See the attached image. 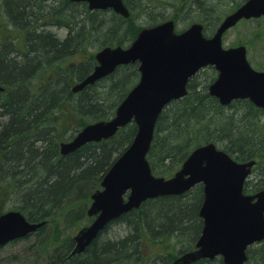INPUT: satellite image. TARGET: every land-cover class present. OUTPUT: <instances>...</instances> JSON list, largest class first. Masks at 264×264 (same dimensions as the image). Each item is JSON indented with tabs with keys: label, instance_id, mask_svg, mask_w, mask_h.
<instances>
[{
	"label": "trees",
	"instance_id": "1",
	"mask_svg": "<svg viewBox=\"0 0 264 264\" xmlns=\"http://www.w3.org/2000/svg\"><path fill=\"white\" fill-rule=\"evenodd\" d=\"M123 1L131 14L128 19L113 11H90L86 3L70 0H53L51 4L48 0H0L4 8L0 33L11 32L0 41V85L5 88L0 93V196L8 193L16 203L8 210L21 211L32 223L45 222L24 239L35 237L27 249L35 256L32 264L43 260V264H171L178 253L191 251L202 233L201 185L181 196L145 202L110 223L82 254L73 255V238L61 239L57 236L59 224H50L59 221L55 217L61 210L63 219L85 218L87 210L81 208L80 198L100 189L104 175L137 133L136 124L131 123L109 140L61 155L60 144L68 134L73 138L88 124L113 117L139 80L138 66L132 64L74 93L73 84L86 79L97 64L96 52L89 48L125 47L143 28L169 19L177 21L176 16L166 15V6H174L175 11L193 8L198 22L205 24L206 36H211L224 16L246 0ZM45 27H56L58 32ZM74 55L80 60L70 64ZM202 72L190 80L188 95L171 103L159 117L148 155L153 173L170 177L195 148L216 143L237 161L257 160L255 178L246 182L245 192L264 189V110L248 100L223 107L208 92L216 74L206 73L205 78ZM117 225L124 228L122 235L106 237ZM183 240L190 246L176 254L166 247L153 256L144 251L150 244L164 246ZM257 250L249 249L247 264ZM260 258L264 264V249ZM195 264L224 261L217 258Z\"/></svg>",
	"mask_w": 264,
	"mask_h": 264
},
{
	"label": "water",
	"instance_id": "2",
	"mask_svg": "<svg viewBox=\"0 0 264 264\" xmlns=\"http://www.w3.org/2000/svg\"><path fill=\"white\" fill-rule=\"evenodd\" d=\"M87 3L91 11L113 10L130 17L123 0H71ZM264 16V0H248L226 17L215 35L204 36V26L194 24L176 33L175 22L168 21L143 29L128 47H106L96 54L93 73L73 87L77 93L111 75L119 66L139 62V83L118 106L109 121L84 127L76 137L61 144V154H73L94 142L114 137L134 122L138 131L129 148L105 174L102 190L92 195L87 213L91 225L74 237L73 255L82 254L106 227L143 203L164 196H179L202 184L204 203L200 218L204 226L196 249L172 264H195L221 257L225 264H245L247 250L264 240V190L245 195L244 185L256 165L239 163L213 144L194 150L172 178L157 177L148 161L158 119L173 101L187 96L190 79L202 68L212 66L218 78L209 93L222 106L237 100H250L264 109V72L255 70L247 59V48H224L223 37L243 19ZM5 88L0 85V93ZM45 222L31 223L21 211L0 215V248L27 237Z\"/></svg>",
	"mask_w": 264,
	"mask_h": 264
},
{
	"label": "rangeland",
	"instance_id": "3",
	"mask_svg": "<svg viewBox=\"0 0 264 264\" xmlns=\"http://www.w3.org/2000/svg\"><path fill=\"white\" fill-rule=\"evenodd\" d=\"M51 1L53 2V0H48L47 4L49 3L51 4L52 3ZM168 1L174 4L175 2H178V0H168ZM203 1L208 2V0H203ZM166 7L167 8L164 9V11L166 12V15H170L171 17L172 16L177 17V21H176L177 29L180 31L188 28L195 21L198 22L199 18L196 15L197 13H194L193 8H191L190 11L189 10H185V11L176 10L175 11L174 6H166ZM0 8H1V5H0ZM0 11L4 12V8H1ZM220 14H222V12ZM211 15H214V17H216L215 13H212ZM134 22L136 23V21ZM138 23L144 25L143 22L141 21H138ZM46 29L51 30L55 33L58 32V29L56 27H47ZM10 33L11 32H8L5 30L1 32L0 41L6 36L9 38ZM17 34L22 35L20 34V32L19 33L17 32ZM21 37L23 39V36ZM223 40H224L225 47H228V48L238 47L240 45H246V47L248 48V59L250 63L252 64V66L256 70L264 71V19L251 20L248 22L242 21V23L238 24L235 28L229 30V32L225 34V37ZM89 50L94 51L96 53L98 52V50H96V47L94 46H91ZM70 59H71L69 62L70 64L78 63L80 60V57L79 55H74ZM206 73H210L213 75L214 73L217 74L215 70L207 71L205 69L202 72V75L205 78L207 77ZM203 76H201L199 79L203 78ZM73 85H76V83ZM73 138L71 137V135L68 134L66 138H64V140L61 141V143L71 141ZM252 176L255 178V175H252ZM3 194L4 195L0 196V212L6 211L16 206V203L14 202V200H12L11 198L9 199L10 195L8 193L3 192ZM91 195L89 196V193H88L85 199L80 198V206L84 211L87 210L89 206L91 205V201H92ZM76 205L77 206L79 205V201H77ZM61 213H62V210L56 213L57 216L55 218L59 220L58 222L50 223L51 225H56L57 223L59 224L58 226H59V229L61 228V231L59 232L56 231V232H58L57 233L58 237L61 236L60 237L61 239L74 238L76 234L78 233V231L80 230V228L90 224L92 220L90 217H88L87 214L85 218L80 221H77L74 218L66 220L65 218L63 219V217L61 218ZM123 232H124V228L117 225L111 228V230L106 235V237H108L109 239H116L118 238V236H121ZM34 241H35V237H32L30 238V240L17 241L15 243L9 244L6 247L2 248V250H0V264H32L33 260H35L34 259L35 256L33 258V256L31 255L32 253H28L27 249L30 245L33 244ZM189 246L190 244L184 240L179 243L170 241V243H166V245L164 246L163 245L151 246L150 244V246H147L144 251L146 255L153 256L157 253H160V250L166 247V249L174 250V253L176 254V252L178 253L177 250H180L185 247L187 248ZM256 247L258 249L256 252V256L254 259H252L250 264L251 263L261 264L260 256H261L262 249H264V244H262L261 246L260 245L256 246ZM38 263H39V259H38ZM43 263H44V260L41 261V264Z\"/></svg>",
	"mask_w": 264,
	"mask_h": 264
},
{
	"label": "bare ground",
	"instance_id": "4",
	"mask_svg": "<svg viewBox=\"0 0 264 264\" xmlns=\"http://www.w3.org/2000/svg\"><path fill=\"white\" fill-rule=\"evenodd\" d=\"M187 252V251H186ZM185 253V252H184ZM183 254V253H182ZM178 255H180L179 253H178Z\"/></svg>",
	"mask_w": 264,
	"mask_h": 264
}]
</instances>
